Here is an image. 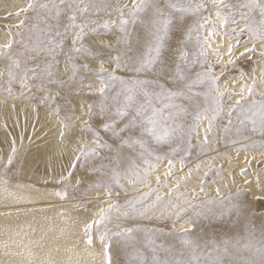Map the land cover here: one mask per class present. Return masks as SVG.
<instances>
[{"label":"snow or ice","instance_id":"snow-or-ice-1","mask_svg":"<svg viewBox=\"0 0 264 264\" xmlns=\"http://www.w3.org/2000/svg\"><path fill=\"white\" fill-rule=\"evenodd\" d=\"M29 10L35 15L30 20L25 16L15 25L19 40L10 38L0 46V57L7 61V79H2L5 73L0 70V85L7 84L9 96L13 86L19 84L45 93L42 102L57 98L65 100L62 129L67 128L70 135L76 134V128L67 121L74 116L83 121L80 131L91 138L80 143L71 168L79 165L88 169L89 176L99 174L86 191L103 188L110 201L113 187L124 190L120 183L124 178L131 188L145 184L155 194L150 204L144 203L149 193H142L138 198L127 200L123 206L109 203L107 209L101 208L98 218L85 227V252L95 259L94 253L88 251L93 244L91 230L95 226L102 244L101 264H112V236L119 238L122 248L136 253L139 264H264V216L257 226L254 213L244 202L230 198L224 205L208 200L197 208L184 199L183 204H175L170 199L165 202L159 190L148 184L150 169H155L164 159L168 160L167 174L173 175V157L181 150L177 146L170 152L159 153L150 145L187 141L190 149L192 134L202 122L206 121L204 139L198 141L201 151L207 149L214 122L220 120H226L222 125L226 135L235 132L236 138L230 140L232 144L250 140V133L264 137V92L255 91L256 78L252 77V84L242 86L239 93H233L220 85L226 73L223 70L218 75L214 72L217 66L224 69L236 63L231 56L239 46L252 44L251 48L245 47L240 56L256 54V42H264V0H242L236 4L225 0H131V5L122 4L121 0H29L15 15ZM256 12L258 17L254 15ZM101 14L106 18L91 19ZM62 17L69 23H62ZM26 20L29 21L27 24ZM61 27L63 31H60ZM245 33L248 39L241 41L240 37ZM109 34H113L114 39H104ZM89 37L92 42L86 43ZM96 37H100L99 43H96ZM213 38H218L215 48L212 47ZM65 39L70 40L66 52ZM225 39L228 41L226 54L230 58L224 61L221 54L216 60L210 59L209 51L217 53ZM14 44L17 45L15 50ZM61 53L65 56L64 70L69 74L66 80L61 79L57 71ZM258 55L264 59V50ZM91 62H98V67H91ZM118 72L133 75H117ZM86 80L89 81L87 84ZM93 81L98 84L95 89ZM260 83L264 84V70ZM52 86H58L55 94L50 90ZM77 88V95L86 89L91 97L80 104V115H76L71 99ZM64 89L67 97L62 94ZM233 96L237 98L233 100ZM61 110L58 105L57 116ZM102 133L107 134V139L102 138ZM60 135L64 137L63 130ZM243 147L264 148V143L252 141ZM105 149L108 154L102 155ZM94 159L101 163H92ZM183 160L181 156L182 166ZM12 161L13 157L9 156L6 167ZM72 174L69 171L68 176ZM83 179L78 177L77 185ZM157 183H160L159 177ZM200 188L204 191L203 181ZM172 191L167 193L169 197ZM57 194L62 199L67 198L66 191ZM184 205L192 210L186 223H193V217L227 218L234 225L230 231L235 232L242 226V233L226 235L219 242L201 244L188 238L185 231L180 240L182 247L177 249L150 230L123 228L118 222L119 216L135 220L137 216L150 217L156 212H159L158 218L167 215L180 220L183 219L181 213L187 211ZM113 211L118 214L115 220L120 229L118 232H112L108 227L114 223L110 215ZM141 233L147 244V257L138 247ZM0 246L9 248L7 243ZM4 254L23 256L19 264H53L50 258L37 260L30 248L26 253L5 251ZM9 264L13 262L9 261Z\"/></svg>","mask_w":264,"mask_h":264},{"label":"bare ground","instance_id":"bare-ground-1","mask_svg":"<svg viewBox=\"0 0 264 264\" xmlns=\"http://www.w3.org/2000/svg\"><path fill=\"white\" fill-rule=\"evenodd\" d=\"M27 3L28 0H0V15H8L9 12L14 13L19 8L26 7ZM125 3L131 5V0H125ZM212 19L215 20L214 14ZM11 23L17 24V20L12 18ZM12 29V27L8 28L7 32L0 29V46L8 42L11 37L9 32H12ZM217 39L213 38V48L216 47L215 41ZM240 40L244 41L243 39ZM232 43L235 44L236 41L233 40ZM227 44L228 41L225 39L224 46L217 53L214 54L209 51V54L215 59L223 54V60L227 61L230 58L226 54ZM245 47L251 48L252 44L239 46L231 58L244 51ZM255 49L257 52L264 50V42L257 41ZM91 66L98 67V62H91ZM229 67L230 65L227 68ZM254 69L255 71H253L249 80L245 79L243 81L242 75L229 76V88L234 93H239L242 86L246 87L244 82L251 85L253 82L252 77H255L256 90L259 93L264 92V84L260 83L261 72L264 70V60L256 62ZM81 98L78 97L74 102L78 113H81L80 104L83 101V98ZM59 117L56 113L54 115V113L39 112L36 110L35 105L27 102L14 103L0 98V151H4V148L9 149L12 157L18 159L17 165L12 171L6 167L8 158H3L2 154L0 156V245L4 243L9 245L8 249L0 246V264H9V261H12L13 264H19L24 259L23 256H8L4 254L5 251L26 253L29 248L37 260L50 258L53 264H101L103 257L102 244L99 239L100 232L93 226L91 230L93 244L88 249L89 252L95 255V259H93L85 252L87 247L84 243L85 227L93 219L98 218L101 208L107 209L108 203L102 204L95 201L93 205L87 206L89 203L85 205L81 200L70 199L69 191L63 185L50 188L36 183L42 177L36 172L37 168H41L40 170L45 176L44 179L49 181H58L64 177L63 171L71 168L72 160L79 151L80 143L87 140L84 133L76 127L79 131L78 134L71 136L68 133L67 138L66 135L62 138L60 133L61 130L64 131V128L62 129L63 120ZM72 121V123H77L78 126L83 124V121L77 120L75 117L72 118ZM67 123L69 122L67 121ZM17 132L22 135L24 133V136L26 133L33 135V139L36 140L34 147L29 150V145L27 148H23L22 146L25 144L24 137L21 135L20 141L17 140L18 138L14 136ZM66 132H68V129ZM13 148L15 149L14 152ZM258 156L254 152H233L230 158L227 159L225 168L232 170L233 175L234 173L238 175L239 170L248 167L249 160L254 157L258 158ZM167 166L168 163L163 162L157 165L155 169H150L153 174L150 175L149 182L153 185L160 184L157 183V177L160 181L165 178ZM21 173L22 176H19ZM189 173L186 171L178 175V179L181 181L180 190H189L191 187L197 188L199 186L201 175L194 170ZM23 178H28V180L24 181ZM249 178H251V181L248 188L251 196L254 199L258 198L259 202L262 203L264 188L259 187V183L257 184L254 181L251 172ZM75 179L76 177L72 175L71 182H75ZM163 188L160 195L167 202L170 198L167 196L166 187ZM65 191L67 192V198L62 199L61 195L57 193L62 194ZM103 197H105L103 190L93 195L95 199ZM148 199L151 202L155 197L149 198L148 196ZM110 215L113 216V212ZM175 226L176 228H182L177 223ZM77 253H79V256Z\"/></svg>","mask_w":264,"mask_h":264},{"label":"rangeland","instance_id":"rangeland-1","mask_svg":"<svg viewBox=\"0 0 264 264\" xmlns=\"http://www.w3.org/2000/svg\"><path fill=\"white\" fill-rule=\"evenodd\" d=\"M41 2H48V0H41ZM123 2L125 3V0H121L122 4ZM225 2L236 4L238 2H242V0H225ZM15 12L16 11H14L13 15L11 16L0 15V29L4 31L6 30L5 32H7L8 28L12 27L13 31L12 30L11 31L13 33L11 32L10 38H12V40H19V37L15 35V33L17 32V28L14 26L16 24L11 23L12 18L16 19L18 23L19 20L24 19L25 16H27L30 20L35 15V13L29 10L27 13L21 12L20 15L17 16V15H14ZM254 15L257 17L259 16L258 12L254 13ZM105 18L106 17L103 14L98 17L97 16L91 17V19L93 20H103ZM28 22L29 21L26 20V24ZM62 23H69V21H67L66 17H62ZM240 27H243V24H241ZM60 31H63V27H61ZM98 38L99 37L95 38L96 43H99L98 40L100 39ZM106 38L114 39V35L109 34L107 36H104V39ZM240 39H243V40L248 39L247 33L241 35ZM90 41L92 42V37H89V39L86 40V43H91ZM64 43H65V52H66L67 45L70 44V40L65 39ZM16 47L17 45L14 44L13 49L15 50ZM240 53L232 57L233 59L236 60V63L233 65H230L229 68L222 69L220 66H217L214 69V72L217 75L222 70L226 73L221 78L220 85L222 87H226L231 92L233 91L228 86L229 76L231 75L239 76L243 73V76H242L243 81H245V79L249 80L250 76L253 73L255 63L258 61L264 60L259 57L258 54L260 52H257V51H256V54L246 53L244 56H240ZM208 55L210 59L216 60L209 53ZM41 59H43V57ZM64 60H65L64 53H61L58 56L59 63L57 65V71H58L59 77L61 79L66 80L69 74L66 73L64 70ZM6 64H7V61H5L1 57L0 58V70H3L5 73L4 77L2 78L3 80L7 79ZM117 75L131 76L133 74L118 72ZM88 82L89 81L86 80L85 84H87ZM244 83L246 86L250 85V84H247L246 82ZM96 87H98V84H95V82L93 81V88L95 89ZM6 89H7L6 83L0 85V98L2 99L4 98V100L6 101L14 102V103H22V102L30 103L32 105H35L36 110L39 112H48L52 114L54 113L55 115L56 108L59 105L62 109L60 112L59 118L63 120V117L65 115V111L63 110L65 106V100L57 98L55 101L42 102V98L45 95V93L38 92L35 88L29 89L27 87H21L19 84H15L13 86V92L11 96H9ZM50 90L52 91L53 94H55L56 91L58 90V86H52ZM61 91L65 97L68 96L66 89L61 90ZM78 91H79L78 88L73 90V94L71 97V99H73V102H76V99L78 97L79 98L82 97L83 98V99L81 98L82 100L91 99L86 89L80 95H77ZM255 91L259 93L256 90V88H255ZM17 95H20L19 99L16 98ZM235 98L237 97L236 96L232 97L233 100ZM80 114L81 113H78L76 111V115H80ZM71 121L72 120L68 122L75 125V127L78 128L80 131V128L83 127V124L78 126L77 123H72L73 121L72 122ZM223 124H226V120H220V121L214 122L213 132L210 135L209 143L205 151H201V148L198 146V141L202 142L204 139L203 127L206 125V121L202 122L201 127L198 128L197 131L192 134V138H191L192 147L190 149H188L187 141L182 142V143L179 141H176L172 144H164L161 146H157L154 143L150 145V147L155 148L159 153L170 152L171 148L177 147V146H179L181 150L177 152L173 157V161H174V167L172 168L173 175L166 174L165 178L163 179L164 181L162 180L160 181V184H155V185L149 182V179H150V175H149L148 184L151 185L152 189H158L159 193L163 192V189H164L163 187H166L168 192L170 189L173 190L172 195L170 197L167 195L172 201V203L183 204L184 199H187L191 201L192 205L196 206L197 208L204 205L208 200L223 202L224 205H227L229 203L230 198L233 201L239 200L241 202H244V204L250 208L251 212L254 213L255 224L259 226L260 219L262 216H264V197L261 199L262 203L259 202L260 200L258 198L254 199L251 196V192L248 186L251 181V178H249V174L251 172L253 175L254 181L257 184L259 183L258 184L259 187L261 186V188H264V148L245 149L243 145L247 143H251L252 141H255L257 143H264V137H262L259 133H255V134L250 133L249 134L251 137L250 140L248 141L240 140L239 143L232 144L230 140L236 138L235 132L233 131L232 133L226 135L222 130ZM78 129H76L77 130L76 134L79 133ZM66 131H67V128L66 129L64 128V133L67 138V135L69 136L68 134L69 131L68 132ZM21 135L22 134L20 132H17L14 134L15 138L17 137L18 138L17 140L19 141L22 138V136L24 137L23 139H24L25 144L22 147L27 148L29 145L28 150L33 148L36 142V140L33 139L34 136L31 134H27V133L25 136H24V133L22 136ZM75 135H71V136H75ZM86 135L84 133V136L86 137L87 140L91 138L88 134ZM101 135L103 139H107V134L102 133ZM3 150L4 151H0V156L2 154V157L3 158L5 157L6 159L9 156H12V153L9 152V149L4 148ZM185 150H187V154H185ZM240 151L254 152V153H257V155L259 156L258 158L254 157L252 160H249L248 167H243V169L239 170L238 175L237 173L236 174L234 173L233 175L232 170H227L225 168V163L228 161L227 159L230 158L233 152L238 153ZM107 154L108 153L106 149L102 151V155H107ZM181 156L184 157L183 166L181 165V162H180ZM17 160H18L17 157H14L12 164L10 166H7V169H11L13 171L14 167L17 165ZM163 162L168 163V160L164 159L160 161L158 165ZM92 163L99 165L101 161L99 159H94ZM40 169L41 168H37L36 172L38 173L39 176H42L43 178L40 177L37 180L36 182L37 185L39 184L41 186L43 185V186L50 187V188H57L63 185L68 189L69 191L68 195L70 199L74 198L78 201L81 200L83 201V203H85V205L89 203L87 206L93 205L95 201H99L102 204L116 203V204H119L120 206H123L127 200L138 198L142 193H149V198L155 197V194L150 192L148 185L137 184L136 188L133 189L128 184V181L126 179L121 178L120 183L124 185V190H120V189L113 187L112 200L109 201L106 195L103 198L95 199L93 198L94 193L98 191H102V190L104 191V189L103 188L92 189L91 191H86V189H88V185L90 183H92L98 178V175H99L98 173H95L89 176L88 169L81 168L78 165L75 169H72V168L64 169L63 173L66 179L62 180L61 178L58 181H49L47 179H44L45 177L43 175L44 173H42ZM190 170L197 171L201 175L202 178L199 181V186L197 188L191 187V189L189 190L188 189L180 190L181 181L178 179V175L186 171L190 172ZM69 171H72L73 173L72 175L76 177L75 182L73 181L71 182L72 176H70L69 178L68 176ZM168 171L169 169L167 166V173ZM205 173L207 174L205 175ZM152 174L153 173L151 171V175ZM19 176H22V173ZM78 177L84 178L83 182L80 185H77L76 183ZM23 180L26 181L28 180V178H23ZM201 181H203L204 191H201V188H200ZM165 182H166V185H165ZM178 182H179V187L176 188V185ZM217 189H219V192L217 191ZM237 193H239V195H237ZM144 203L150 204L151 202L148 199ZM184 207L187 209V211L181 213V216L183 217V219H180V220H177L174 216L172 218H168L167 215L164 218H158L159 212H156V213L151 214L150 217L139 218L137 216V219L135 220L126 219L123 216H119L118 222L123 228L139 227L141 229L150 230L151 232L155 234L156 237H160L164 241V243L172 244L177 249L182 247L180 244V240L183 238V234L185 233V231H187L188 233V238L196 240L201 244L211 243L212 241L219 242L226 235L231 236V235H236L237 232L242 233V226L241 228L236 229L235 232L230 231V229H232L234 225L233 223H229L227 218H224V220H219L215 218H206V217H201L199 219H196L195 217H193V221H194L193 223H186L185 221H187L189 216H191L192 210L187 205H184ZM213 207H218V205H214ZM117 215L118 214L115 211H113L112 217L114 218V223L108 225V227L111 229L112 232H118L120 230L119 228L116 227L115 220H116ZM176 223L178 226H181L182 228H179V227L176 228L175 226ZM161 234L163 235L161 236ZM140 235L142 237V240H141L140 245H138V247L140 251L145 253V257H147L148 256L147 244H146V241L143 240V233H141ZM118 241H119V238L116 236H112V239L110 241V244H111L110 251L112 254V261L114 259L113 264H139V257L136 255V253L132 249L122 248L120 244L118 243ZM157 242H160V241L158 240Z\"/></svg>","mask_w":264,"mask_h":264}]
</instances>
